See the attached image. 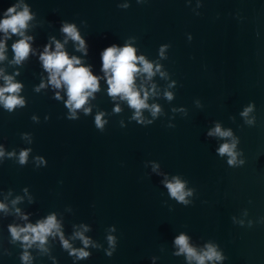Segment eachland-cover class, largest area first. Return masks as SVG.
Wrapping results in <instances>:
<instances>
[{"label":"water","instance_id":"1","mask_svg":"<svg viewBox=\"0 0 264 264\" xmlns=\"http://www.w3.org/2000/svg\"><path fill=\"white\" fill-rule=\"evenodd\" d=\"M12 2L0 0V10ZM28 2L40 22L33 30L37 44L49 34L59 37L60 20L78 25L87 21L80 27L90 44L89 62L97 69L99 50L128 36H136L138 47L150 58H155L161 43L170 42L169 58L163 63L178 81L171 103L186 106L188 115L176 114L175 128L166 127L167 117L145 127L128 123L130 110L125 107L109 117L100 132L92 116L68 120L66 108L50 92L32 91L40 72L32 58L18 77L25 84L27 106L14 113L0 109V142L9 150L24 147L20 133L30 131L33 154L44 155L48 165L34 169L31 163L21 167L5 160L0 165V188L20 192L29 186L36 198L27 206L33 218L50 210L63 212L70 205L73 211L65 212V230L85 221L92 225L89 234L105 246V228L115 224L119 241L113 256L94 249L80 264H150L152 255L160 256L157 264H184L183 257L171 255V238L178 231L189 232L198 243L217 241L228 257L224 264H264V224L249 228L231 220L245 208L253 221L264 216V0H203L199 16L191 11L195 0L191 6L185 0H148L143 5L132 0L128 9L116 6L120 0ZM195 98L201 99L203 108L194 105ZM250 100L255 101L257 115L251 127L238 115ZM159 102L169 112L170 105ZM95 103L111 111L106 94L98 93ZM33 113L40 116V123L30 119ZM122 117L124 128L119 126ZM213 120L232 127L240 137L243 166L229 167L215 153V140L204 135ZM146 160H158L169 173H182L196 189L194 203L183 206L169 200L173 205L169 210L163 203L168 199L166 189L159 177L148 175ZM10 220L0 221V239L12 255L0 258V264H19V249L6 241ZM52 254L60 264H72L58 244ZM37 264L51 261L41 257Z\"/></svg>","mask_w":264,"mask_h":264},{"label":"clouds","instance_id":"2","mask_svg":"<svg viewBox=\"0 0 264 264\" xmlns=\"http://www.w3.org/2000/svg\"><path fill=\"white\" fill-rule=\"evenodd\" d=\"M132 0H120L117 7L128 9ZM137 5L148 3V0H135ZM186 5H193V0H185ZM203 0H195L191 11L199 16ZM40 22L37 12L32 9L28 0H14L6 8L0 10V109L14 113L27 106L28 99L23 94L25 84L18 77L25 64L35 58L39 64V82L32 86L35 93H51V98L62 102L68 120H78L81 115L92 116L97 130L104 132L109 124V117L120 114L125 107L130 110L127 122H135L141 126L152 125L157 119L167 117L166 127L175 128V116L188 115L184 105H173L176 97L178 81L166 68L164 61L169 58L170 42L161 43L157 48L155 58H150L142 51L136 41V36H128L122 43L112 42L98 52L97 65L89 62L90 44L82 33L80 25L87 21L81 20L78 25L74 20L59 21V37L49 34L43 44H37L34 29ZM187 40L192 41V33H187ZM259 36V33H257ZM11 53V54H10ZM159 81H163L161 84ZM104 93L112 102L109 112L95 103L97 94ZM163 99L170 105L169 112L159 102ZM197 108L204 105L200 98L193 100ZM243 125L255 126L257 123L255 101L244 104L238 113ZM30 119L40 123V116L33 113ZM50 119L44 115V121ZM235 122L236 117L230 116ZM119 126H127L125 119L119 120ZM241 127V125H237ZM206 138L215 140V153L225 160L229 167H241L246 163L244 150L239 147L240 137L230 126H225L220 120H213L205 133ZM20 138L26 145L13 147L10 150L5 143L0 142V165L5 160H12L23 167L29 163L34 169L47 167L48 160L44 155L33 154V133L24 131ZM6 139V138H5ZM144 167L149 169L148 175L159 177V183L166 189L167 200L163 203L172 209L169 200L177 204L189 206L194 203L195 187L189 186V180L182 173L164 171L158 160L144 161ZM62 183V181H61ZM36 198L29 186H24L20 192L9 187L0 188V221L11 218L5 227L8 245L19 249L17 256L19 264H37V258L47 257L51 264H60L53 255L55 245L67 253L72 264H80L92 256V250L102 249L107 257H112L118 247L119 236L115 224L105 228L104 243L95 239L89 233L92 225L80 221L71 224V231L65 230V212L73 211L70 205L64 211L50 210L43 215L34 217L28 205L34 204ZM232 223L251 228L254 223L264 224V216L256 221L248 218V209L240 215L231 217ZM165 249L161 247L163 252ZM12 251L0 239V258L11 256ZM171 255L183 257L184 264H224L228 259L220 244L207 239L202 243L193 240L187 231H178L171 238ZM150 264H157L160 256H150Z\"/></svg>","mask_w":264,"mask_h":264}]
</instances>
